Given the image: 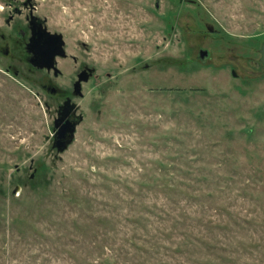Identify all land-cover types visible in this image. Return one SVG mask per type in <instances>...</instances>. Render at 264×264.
<instances>
[{
  "label": "rangeland",
  "instance_id": "1",
  "mask_svg": "<svg viewBox=\"0 0 264 264\" xmlns=\"http://www.w3.org/2000/svg\"><path fill=\"white\" fill-rule=\"evenodd\" d=\"M30 4L57 78L19 60ZM0 33V264H264V0H0ZM83 66L58 151L39 83Z\"/></svg>",
  "mask_w": 264,
  "mask_h": 264
},
{
  "label": "water",
  "instance_id": "2",
  "mask_svg": "<svg viewBox=\"0 0 264 264\" xmlns=\"http://www.w3.org/2000/svg\"><path fill=\"white\" fill-rule=\"evenodd\" d=\"M29 18L30 35L25 44V49L28 53V63L36 68H52L54 70V74H57L60 72V69L55 65L56 56L63 57L67 55L64 48L65 42L62 33L50 31L45 24V20L39 18L36 15L31 14ZM258 50L260 53V61L264 65V40L261 42ZM206 54V49H199V58H203ZM93 71V67L86 66L79 72L78 78L75 81V93L82 94L80 90V82L88 80ZM76 107V103L70 102L68 100L65 101L62 105L63 113L54 119V135L52 146L58 151L64 150L71 142L74 136L76 124H78L82 119V115L77 114L75 115L76 118L74 120L67 119L59 126V123L65 118L68 111L75 109ZM32 175L33 173H31V176ZM18 188L19 186L16 185L13 188V192H15Z\"/></svg>",
  "mask_w": 264,
  "mask_h": 264
},
{
  "label": "flooded vegetation",
  "instance_id": "3",
  "mask_svg": "<svg viewBox=\"0 0 264 264\" xmlns=\"http://www.w3.org/2000/svg\"><path fill=\"white\" fill-rule=\"evenodd\" d=\"M24 4H28V3L25 2ZM30 6H31V8H29L28 15L25 16V18L27 20L28 27H29V20H30L29 17H30L31 14H33L34 7H35L33 4H30ZM17 12H19V11H17ZM11 17L8 18V19H6L5 22L8 23L9 20L11 19ZM23 32H24V30L21 31V34L22 35H23ZM0 39H1V41H4L3 43L0 41V54L1 55H4V56H7V57H10L12 55V53H11V50H10V47H9V40L5 41V37H4V34L3 33H0ZM27 39H28V37H27ZM25 44H26V41H25ZM22 50H24L23 51V54L24 55L23 56H20L19 57V60L20 61H23L22 59H25V61L28 63V61H27L28 53L26 52L25 47H23ZM59 57H61V56H59ZM65 57L66 56H63L62 58H65ZM72 59L75 60L74 57ZM55 65L57 66V60L55 61ZM31 67L32 68H35V69H39V70H44L48 75L52 74V76L54 78H57L61 74V70L57 74H54V70L52 68H50V69H47L45 67H43V68H36V67H33L32 65H31ZM85 67L86 66L81 67L79 69V71L75 73V78H73L71 81L66 82L64 84H59L58 82L52 80L50 78V76H47L46 79H42L41 82L39 83L40 88L42 90H44L45 92H47V94L49 95V97L56 103L55 107L53 108V110L55 112V117L53 118V122H54V119L58 115H60V114L63 113L62 105L64 104L65 101L68 100L70 102L76 103L73 100V97L76 96L75 94H77V93H75L76 92L75 91V81L78 78L79 72L82 69H84ZM6 68L8 70H11L14 74H18V69L14 65H12L11 63H9ZM82 82L83 81L80 82V90H81V83ZM79 95H81V94H79ZM49 109H50V104H49ZM77 110H78V105H77V107L75 109L69 110L68 113H67V115L65 116V118L59 123V126L61 125V123H63L67 119L74 120L76 118L75 115L80 114V112H77Z\"/></svg>",
  "mask_w": 264,
  "mask_h": 264
},
{
  "label": "trees",
  "instance_id": "4",
  "mask_svg": "<svg viewBox=\"0 0 264 264\" xmlns=\"http://www.w3.org/2000/svg\"><path fill=\"white\" fill-rule=\"evenodd\" d=\"M161 261H163V259H161Z\"/></svg>",
  "mask_w": 264,
  "mask_h": 264
}]
</instances>
